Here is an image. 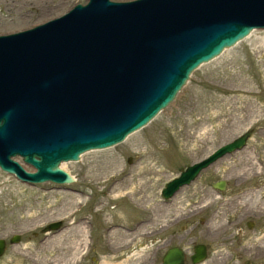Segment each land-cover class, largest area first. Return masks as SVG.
Here are the masks:
<instances>
[{
  "label": "rangeland",
  "instance_id": "obj_1",
  "mask_svg": "<svg viewBox=\"0 0 264 264\" xmlns=\"http://www.w3.org/2000/svg\"><path fill=\"white\" fill-rule=\"evenodd\" d=\"M83 2L0 0V34L32 27ZM247 130L242 149L210 164L170 199L161 197L164 183L181 169ZM61 165L71 183L32 185L0 170V238L19 236L18 243L7 244L0 264H71L84 249V220L90 219L98 235L102 226L119 225L110 233L120 241L114 239L113 254L95 245V264H139L148 250L126 247L132 237L127 230L174 221L184 246L209 244L203 264H245L250 242L264 240L255 235L262 220L253 232L246 226L252 213L264 212V29L199 65L171 103L122 142ZM219 180L223 190L212 186ZM59 220L57 230H40Z\"/></svg>",
  "mask_w": 264,
  "mask_h": 264
},
{
  "label": "water",
  "instance_id": "obj_2",
  "mask_svg": "<svg viewBox=\"0 0 264 264\" xmlns=\"http://www.w3.org/2000/svg\"><path fill=\"white\" fill-rule=\"evenodd\" d=\"M254 28L264 29V0H87L31 28L0 34V169L28 184L71 183L61 162L78 161L145 126L194 69ZM249 133L182 169L161 197L243 148ZM212 186L223 190L225 182ZM204 255L196 248L193 262ZM163 260L182 264V252L174 248Z\"/></svg>",
  "mask_w": 264,
  "mask_h": 264
},
{
  "label": "flooded vegetation",
  "instance_id": "obj_3",
  "mask_svg": "<svg viewBox=\"0 0 264 264\" xmlns=\"http://www.w3.org/2000/svg\"><path fill=\"white\" fill-rule=\"evenodd\" d=\"M76 212L77 211L74 212V215L76 214ZM251 215L252 216L246 222L248 230L253 232L255 229L254 224L256 225L255 222H258V220H262L261 229L257 230V233L255 235H264V212H256V214L252 213ZM77 222L78 221H76L74 225H77ZM146 223L147 222L139 223L134 227L128 229L127 233L132 234V237L129 242L124 243V245L126 244V247L129 248L131 247V244H134L133 248L136 249V251L148 250L147 253H145L144 255V257L146 256V258L143 259V261H141L139 264H164V256L168 253V251L174 248L181 250L182 264H203L205 260L209 257V254L211 252L210 246L203 240L199 242L191 241L192 244L188 247L182 244V234L177 230H174L175 226L180 224L179 222L174 221L165 224L164 227H154L150 229L141 230L140 226ZM84 224L88 231L87 237L82 238V245L84 249L79 253L78 256L74 257L71 264H95V257L92 254L95 251V245L101 244L103 245L105 251L108 254H113L115 250L114 239L116 238L115 240L117 242H120L117 237H114V235L110 234L113 229L119 228V225L108 224L106 226H102L100 234L98 235L97 232L99 231V227H97V222L94 219H90L88 221L84 220ZM43 227H41V229ZM33 233L36 235V232ZM200 236L206 238L207 234L205 236L202 233ZM12 238L13 237L9 238L8 240L4 239V251L6 250L7 244H12ZM75 239L76 241L81 240L80 237L79 239ZM18 241L19 237L13 243H18ZM201 247H203L205 252L204 258L198 262H193L192 257L196 254V248L200 250ZM247 254L250 256V260L245 261V264H257V261L264 260V240L260 239L259 242H250V245L247 249Z\"/></svg>",
  "mask_w": 264,
  "mask_h": 264
},
{
  "label": "bare ground",
  "instance_id": "obj_4",
  "mask_svg": "<svg viewBox=\"0 0 264 264\" xmlns=\"http://www.w3.org/2000/svg\"><path fill=\"white\" fill-rule=\"evenodd\" d=\"M10 1L15 2V0H10ZM22 30H23V29H22ZM133 137H134V136H133ZM62 163H63V162H62ZM112 164H113V163H112ZM61 168L65 170L64 166H62V165H61ZM66 171H67V170H66ZM67 172H68V171H67ZM144 172H145V171H143V173H144ZM68 173H69V172H68ZM77 238L79 239V237H77Z\"/></svg>",
  "mask_w": 264,
  "mask_h": 264
}]
</instances>
